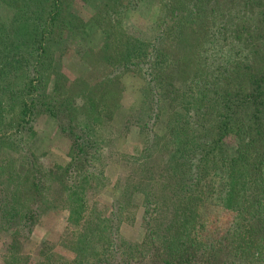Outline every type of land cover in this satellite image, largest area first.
<instances>
[{
    "label": "trees",
    "instance_id": "trees-1",
    "mask_svg": "<svg viewBox=\"0 0 264 264\" xmlns=\"http://www.w3.org/2000/svg\"><path fill=\"white\" fill-rule=\"evenodd\" d=\"M140 1L0 0L27 14L0 18L4 264H33L18 250L50 215H61L62 231L56 245L36 246V264H264V0H162L149 39L126 22ZM71 47L115 74L68 80L55 55ZM134 76L150 95L122 106ZM41 113L68 147L67 168L33 160ZM11 140L20 167L1 155ZM80 164L88 187L75 182ZM110 165L122 173L104 198L93 175Z\"/></svg>",
    "mask_w": 264,
    "mask_h": 264
},
{
    "label": "rangeland",
    "instance_id": "rangeland-1",
    "mask_svg": "<svg viewBox=\"0 0 264 264\" xmlns=\"http://www.w3.org/2000/svg\"><path fill=\"white\" fill-rule=\"evenodd\" d=\"M162 0H141L139 4V9L141 14L134 13L133 17L127 18V26L129 28V31L132 33H136L139 36H143L145 39L152 38L156 34L155 29V20L157 19V15L153 17V14L156 13V7L161 5ZM163 4V3H162ZM0 18L11 21H23L27 18L26 10L23 8H20L18 10H11L7 8L5 5L0 4ZM149 21V22H148ZM150 23H153L151 25ZM155 29V31H154ZM101 40V34L96 29L92 32L91 38L89 40V43L87 47L91 50H97L100 45ZM165 44V42H163ZM168 44V42H166ZM81 49H74L70 48L69 53L60 54L57 53L55 55L56 59L58 60V63L62 69L63 74L66 76V78L70 81L75 80L77 78H84L89 83H94L98 80L100 82L103 80L106 76L109 74H115V72H112L110 70H104L103 67L97 68V67H91L87 65V63L79 60V58L83 55L81 54ZM165 54H170V47L165 46L164 52ZM173 61V60H172ZM108 73H107V72ZM137 77L143 78L140 76H134L132 79H125V91L121 93L122 95V106L129 105L130 107L135 106L136 103L138 104L142 100V94L148 97V91L146 89V85L141 83V79H136ZM52 84V83H51ZM145 86V87H144ZM51 88V85H50ZM116 97V96H115ZM35 130V137L28 143V147L31 148L34 156L40 162L45 164L46 166L54 162L56 165H59V167L67 168V164L69 159L66 156L68 147H66L65 141L61 138L59 133L55 129V125L50 120L46 114H39L34 126ZM157 133L162 132L161 129H156ZM162 134V133H161ZM160 134V135H161ZM159 135V136H160ZM135 143H137L136 139H133ZM9 144V145H8ZM121 145V144H120ZM22 148L21 144L16 141H9L7 142V148H3L1 150V155L6 158L7 160H11L12 164L20 167L21 164V155H20V149ZM121 147L118 146V150ZM31 160V164L33 162ZM39 162V161H38ZM13 164V165H14ZM14 165V166H15ZM31 166V165H30ZM80 166H83L84 169L81 171L77 178L75 179V182L78 188L80 186L82 187H88L86 185V178H88L89 173H87V169L85 167V164H80ZM18 168V167H17ZM98 172H102L103 174H100L101 176H94L93 181H99L101 183L102 190L96 192L99 193L104 198H110L113 194L117 193V190L114 189L115 185H118L116 180H118L121 177L122 170L116 169L113 165H110L108 168H101L98 167ZM62 172L59 171V175ZM94 174V173H93ZM65 177L61 178V186L59 187V190H57L55 197L58 199H63V196L65 193L63 188L65 184L67 183L65 181ZM89 181V180H88ZM53 180L52 178L47 182L46 185H48V190L52 191L51 187H53ZM73 183V181H71ZM67 190V189H66ZM52 195V194H50ZM215 212H209V210L204 214V216L209 220L210 225H215L212 220L214 218ZM212 214V215H211ZM61 215H50L45 216L43 219V225L36 226L35 232L31 237H29L28 241L25 242V245L22 246L21 250L18 252L20 255H29L31 258L30 262L33 261V264H36L35 262H39L41 258L34 253L36 250V246L41 244L45 239L51 242V245H56V237L60 234L62 231V218L59 217ZM212 216V217H211ZM205 225V221H200L199 228L196 230L197 232V240L201 241V235L203 234V228ZM139 224L135 225L131 230L129 229L127 232L128 235L136 234V229L138 228ZM9 242L8 237L3 236L0 234V264H4L3 256L7 254L6 243ZM56 252H61L59 248L53 247ZM62 253V252H61ZM20 257V256H19Z\"/></svg>",
    "mask_w": 264,
    "mask_h": 264
}]
</instances>
